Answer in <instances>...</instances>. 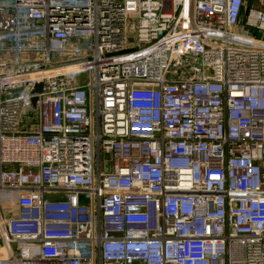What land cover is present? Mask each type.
I'll return each mask as SVG.
<instances>
[{
	"label": "built area",
	"instance_id": "built-area-1",
	"mask_svg": "<svg viewBox=\"0 0 264 264\" xmlns=\"http://www.w3.org/2000/svg\"><path fill=\"white\" fill-rule=\"evenodd\" d=\"M0 264H264V0H0Z\"/></svg>",
	"mask_w": 264,
	"mask_h": 264
},
{
	"label": "rangeland",
	"instance_id": "rangeland-1",
	"mask_svg": "<svg viewBox=\"0 0 264 264\" xmlns=\"http://www.w3.org/2000/svg\"><path fill=\"white\" fill-rule=\"evenodd\" d=\"M133 35H134V33H133ZM132 41H134L135 42V39H134V37H132V39H131ZM143 44H140V46H142ZM21 90H19V92H20ZM105 168L107 169V170H109L110 169V164H106V166H105Z\"/></svg>",
	"mask_w": 264,
	"mask_h": 264
},
{
	"label": "water",
	"instance_id": "water-1",
	"mask_svg": "<svg viewBox=\"0 0 264 264\" xmlns=\"http://www.w3.org/2000/svg\"><path fill=\"white\" fill-rule=\"evenodd\" d=\"M211 41H214V40H211ZM41 89H42V84L38 85V87H37V90H41ZM34 101H35V99H34ZM107 157H109V154H107Z\"/></svg>",
	"mask_w": 264,
	"mask_h": 264
},
{
	"label": "crops",
	"instance_id": "crops-1",
	"mask_svg": "<svg viewBox=\"0 0 264 264\" xmlns=\"http://www.w3.org/2000/svg\"><path fill=\"white\" fill-rule=\"evenodd\" d=\"M250 1H252V0H250Z\"/></svg>",
	"mask_w": 264,
	"mask_h": 264
}]
</instances>
